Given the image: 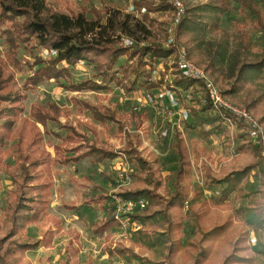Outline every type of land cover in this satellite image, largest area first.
I'll use <instances>...</instances> for the list:
<instances>
[{"label": "rangeland", "instance_id": "obj_1", "mask_svg": "<svg viewBox=\"0 0 264 264\" xmlns=\"http://www.w3.org/2000/svg\"><path fill=\"white\" fill-rule=\"evenodd\" d=\"M46 1L49 11L68 15L82 10L89 15L96 11L101 19L108 15L106 12H119L120 18L121 15L130 14L148 30L145 38L141 36V45L160 44L165 47L170 36L174 42L176 37L177 49L186 51L190 61L207 71L223 93L231 89L241 64L250 62L264 49V0H222L225 11L220 14L216 27H209L203 34L180 30L178 23L185 13L190 16L193 9L210 0H179L182 14L178 20L177 9L171 0ZM130 1L140 6L130 10ZM141 8L145 9L144 13L140 11ZM5 29L6 26L0 24V59L12 71L15 89L25 96L22 99L24 110L19 117H28L33 104L49 102L60 109L57 122H47L45 128L37 124L42 136L40 146L54 158L49 206L46 215L24 231V237L30 240L47 237L48 232L52 231L51 246L26 251L20 258V264H61L73 248L77 253L70 257L72 264H139L135 259L127 262L109 254L114 247L121 246L149 260L162 259L158 248L150 249L138 239L139 222L130 223L128 219L125 227L118 225L108 228L102 237L92 231L93 225L101 222L107 212L112 216L109 202L112 195L148 187L142 181L144 173L124 152L130 147L136 149L138 155L150 165L153 180L160 184L157 193L167 199L176 184L185 192L182 207L170 210L174 221L179 223L171 238L179 246L171 264H193L187 252V243L196 238V225H201L207 231L222 227L207 244L210 256L203 264L221 263L233 247H236L237 255L250 259L246 264H264V255L258 252L259 241L264 242V231L254 233L245 220L246 207L253 206L250 200H259L264 208V199L253 192L258 186L257 181L250 174L248 179L241 182V192H233L225 200L220 199V187L214 182L251 163L254 157L250 146L254 144L244 136L240 122H235L232 128L222 124L227 133H209L210 125L200 123L198 117L217 114L211 105L207 113L201 111L202 103L208 99L197 82L190 80L186 90L176 88L175 80L181 79L176 68V52L163 60L154 61L152 66L158 70L154 81L160 82L158 87H148L140 78L132 89H128L133 76L128 67L126 72H122L121 66L126 62L121 56L114 66L117 71L115 76L123 79L121 84L101 82L92 66L79 61L70 68L68 77L58 81L44 80L27 89L24 85L33 69L24 63L22 56L18 57L20 65L17 66L7 60L11 49L4 42ZM45 50L37 47L34 53L44 61L55 57L46 55ZM212 56H217L218 71L204 68ZM25 59L31 62L28 57ZM245 74L246 79L240 82L238 93L224 95L231 103L242 108H246V101H255L253 109L247 110L261 122L264 130V121H260L264 116V73L257 75L246 71ZM85 79L98 81L103 88L81 91L67 88L69 84ZM171 90L180 99V109H172L166 101L165 95ZM148 96L153 98L152 102ZM86 105L102 114L113 113L114 120L97 121ZM181 109L188 110L190 116L177 127L176 112ZM164 129L168 131L166 137L161 136ZM70 133L76 140L62 150L61 139ZM179 139L186 151L187 162L179 158L176 146ZM11 145V141H6L0 148V220L4 219L3 211L9 191L13 189L9 173L15 166V154ZM57 145L61 146L59 154L54 150ZM90 145L112 151L116 156L100 163H94L89 158L67 164L57 160V155H75ZM74 147L78 150H67ZM100 197L101 203L94 202ZM147 224L149 232L153 226L150 222ZM151 239L157 243L159 237L152 235Z\"/></svg>", "mask_w": 264, "mask_h": 264}, {"label": "trees", "instance_id": "obj_2", "mask_svg": "<svg viewBox=\"0 0 264 264\" xmlns=\"http://www.w3.org/2000/svg\"><path fill=\"white\" fill-rule=\"evenodd\" d=\"M222 0H210L191 11L190 16L181 17L178 23L180 30L184 29L195 34H203L206 29L216 27L220 14L225 11L221 4ZM136 6H140L136 3ZM82 10L74 15H68L57 11H49L46 0H0V24L6 26L4 42L11 49L6 56L13 66L20 65L18 57L30 69L32 75L27 78L25 88H33L44 80L54 79L56 81L70 75V68L77 62H84L92 66L95 76L101 82L114 81L121 84L123 79L116 77L114 66L119 57L124 56L126 65H122V72L131 70L133 80L128 89H132L135 81L140 79L148 87H158L160 82L152 80L151 71L154 61L163 60L174 53L177 46L175 42L172 47H163L160 44L141 45L140 40L148 34L147 28L130 14L121 15L112 11L105 19L98 16V12L85 13ZM205 20H209L205 21ZM10 24V25H9ZM122 38H129L132 44L124 46ZM33 41L32 43H30ZM240 44V43H239ZM54 50L56 56L49 60H42L34 53L35 48ZM19 52L22 54L19 55ZM219 54V53H218ZM189 55V54H188ZM221 57L220 55H217ZM217 56H212L206 63V70H219ZM31 59V62L28 59ZM65 64V66L60 65ZM60 65V67L58 66ZM62 66V67H61ZM149 69H144L147 67ZM251 74L264 73V49L258 53L250 62H244L238 68L234 84L225 94H236L240 90V82L246 79L245 72ZM125 76V74H124ZM126 77V76H125ZM127 78V77H126ZM13 74L8 69L4 60L0 59V148L6 141H11V149L15 154V166L9 173L13 189L9 191V199L3 211V220H0V264H20L21 256L29 250L40 246H51L53 232L49 231L47 237L30 240L24 237V231L29 225H34L46 215L49 206V196L52 176L53 156L40 146L42 136L37 124L43 128L47 122H57L60 109L54 103L46 102L33 104L30 107L28 117H19L23 112L22 99L25 97L12 84ZM176 87L183 90L188 89L190 82L181 77L175 80ZM67 88L74 91L85 89L99 90L102 87L98 81L85 79L75 84H69ZM28 89V88H27ZM255 101L245 102L246 109H253ZM99 122L114 120L113 113L102 114L92 106L86 105ZM201 111L207 113L210 109L208 101L202 103ZM200 123L210 125L209 133H227L222 127L221 117L200 116ZM264 121V116L260 118ZM76 136H80L73 131ZM81 137V136H80ZM72 133L61 139L62 150L71 142H75ZM179 139L177 150L179 158L187 162V154ZM68 148V147H67ZM260 145L250 146L254 157L253 161L243 169L233 171L223 178L214 180L220 187V199L225 200L236 191L241 192L240 185L251 174L257 181L258 186L254 193L264 199V156L261 155ZM60 145L54 147L55 153L59 154ZM67 150H78L74 147ZM66 150V151H67ZM130 161H134L140 171L144 173L142 181L148 186L117 193L125 198H143L146 207L128 216L129 222H139L141 227L137 230L138 239L148 248H158L162 259L158 261L137 256L129 248L114 247L109 252L129 262L137 260L139 264H171L174 254L178 251V244L172 241L175 229L179 223L175 222L170 210L180 209L184 203L185 192L178 184L174 186L173 192L165 199L157 193L159 182L153 180L150 165L138 155V151L130 147L124 151ZM1 154V150H0ZM57 160L62 164L76 163L82 159L89 158L94 163L113 159L116 154L95 145L88 146L84 151L75 155H57ZM150 186H153L152 188ZM246 197V195H242ZM103 198V197H102ZM101 197L94 202L101 203ZM253 206L246 207L245 220L254 233L264 231V208L260 206L259 200L252 199L249 203ZM150 222L153 229L148 232L146 226ZM116 220L107 212L105 218L98 224H94L92 231L97 236H103L104 232L111 227L118 226ZM222 227H214L205 230L201 225L195 226L196 238L187 243V252L190 254L193 264H203L210 256V248L207 244L216 237ZM152 235H157L159 240L154 243ZM264 255V242L258 243ZM76 249L68 253L61 264H72L70 257L75 256ZM248 258L237 255L236 247L219 264H246Z\"/></svg>", "mask_w": 264, "mask_h": 264}, {"label": "built area", "instance_id": "obj_3", "mask_svg": "<svg viewBox=\"0 0 264 264\" xmlns=\"http://www.w3.org/2000/svg\"><path fill=\"white\" fill-rule=\"evenodd\" d=\"M132 1V0H131ZM129 3V9L134 10L136 7L135 3ZM171 3L176 7L177 20L182 14V5L179 0H171ZM142 13L145 12V9L141 8ZM136 10V9H135ZM137 12V11H136ZM124 46L132 44V40L129 38H122ZM174 45V39L172 36L168 38L165 43V47H172ZM177 59L176 68L180 76L185 80H192L200 84V87L203 88L207 96L208 102L212 106L213 112L218 114L221 117V123L225 127H233L235 122H240L242 125L241 131L244 136L254 145H260L261 155L264 156V130H262V124L256 120L246 108H242L234 105L222 92V90L215 84L212 78L209 76V73L205 71L200 66L194 64L187 56L186 51L175 49ZM46 55L56 56L54 50H45ZM173 53V54H174ZM173 60V59H172ZM148 67V66H147ZM158 70L157 67L153 68L151 71L152 80L157 76ZM177 88V87H176ZM160 96V95H159ZM166 101L172 109H180V99L177 96V93L173 90L168 91L165 95ZM189 99V96L187 95ZM186 98V99H187ZM150 102L153 101L151 96H148ZM177 114V123L175 125L178 127L183 125L189 119L188 110H182L176 112ZM230 128V129H231ZM168 134L167 129L161 131V136L166 137ZM111 206V215L119 224L120 227H125L128 216L130 214L140 212L146 207V202L143 198H125L119 195H112L110 200Z\"/></svg>", "mask_w": 264, "mask_h": 264}, {"label": "crops", "instance_id": "obj_4", "mask_svg": "<svg viewBox=\"0 0 264 264\" xmlns=\"http://www.w3.org/2000/svg\"><path fill=\"white\" fill-rule=\"evenodd\" d=\"M50 197V196H49ZM110 202V201H109ZM105 233V232H104ZM104 235V234H103ZM100 237H102V236H100Z\"/></svg>", "mask_w": 264, "mask_h": 264}]
</instances>
